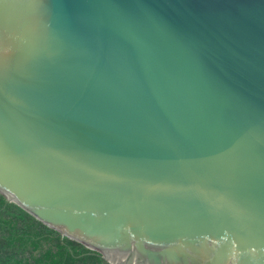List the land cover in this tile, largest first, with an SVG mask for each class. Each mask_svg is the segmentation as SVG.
<instances>
[{
  "label": "water",
  "instance_id": "1",
  "mask_svg": "<svg viewBox=\"0 0 264 264\" xmlns=\"http://www.w3.org/2000/svg\"><path fill=\"white\" fill-rule=\"evenodd\" d=\"M0 193L107 264H264V0H0Z\"/></svg>",
  "mask_w": 264,
  "mask_h": 264
},
{
  "label": "trees",
  "instance_id": "2",
  "mask_svg": "<svg viewBox=\"0 0 264 264\" xmlns=\"http://www.w3.org/2000/svg\"><path fill=\"white\" fill-rule=\"evenodd\" d=\"M0 264H107L0 193Z\"/></svg>",
  "mask_w": 264,
  "mask_h": 264
}]
</instances>
